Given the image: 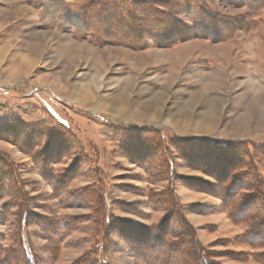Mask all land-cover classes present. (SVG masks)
<instances>
[{
    "label": "rangeland",
    "instance_id": "374dc122",
    "mask_svg": "<svg viewBox=\"0 0 264 264\" xmlns=\"http://www.w3.org/2000/svg\"><path fill=\"white\" fill-rule=\"evenodd\" d=\"M263 156L264 0H0V261L260 264Z\"/></svg>",
    "mask_w": 264,
    "mask_h": 264
},
{
    "label": "trees",
    "instance_id": "16d2710c",
    "mask_svg": "<svg viewBox=\"0 0 264 264\" xmlns=\"http://www.w3.org/2000/svg\"><path fill=\"white\" fill-rule=\"evenodd\" d=\"M199 9L202 10V8H199ZM126 14H130L131 16H133V14H134L133 9L131 8V10L127 11ZM144 14L147 15V20L146 21H142V23L140 25H136V24H134L132 22H125L122 25H120V27L122 26L121 29H124V31L122 30V33H121L122 35L119 34L122 37V39L123 38L127 39V38H130V37L132 39H135V38H137V36H139L137 42H138L139 45L142 46V45L145 44V41H146L147 37H153L155 41H159L158 38H160V40L162 41V37L168 36L166 38V42L165 43L170 44L171 41H174L176 39L177 35L181 36V38H182V35H183V39L186 36H189V33H190L189 29H186L185 26H183L182 24L178 23V21H176V19L173 16H171L170 14H168L166 12L146 9V12H144ZM163 21H166V25L167 26H163L164 25ZM119 24L120 23H117V24L114 23L113 27L114 28L115 27H119ZM154 25L160 26L161 28L160 27H159V29L152 28V26H154ZM196 29L198 30L199 28L197 27ZM181 31H184V33L181 32ZM178 32H180V33H178ZM181 33H183V34H181ZM140 34H141V37H140ZM113 35H114V33H113ZM115 35H117V34H115ZM238 145L239 146H233V148L243 147V151H244V146H243L244 144H238ZM250 146H248V147H250ZM221 147H222V150L223 149H228V148H223L225 146H221ZM240 155H241V158L238 161L239 167L245 166V164H244V160L245 159L244 158H247L246 160L248 161V167H249L250 171L252 173H255L252 176V178L249 179V180H252V182H253V179L256 176L257 172H258L257 169H258L259 165L257 164L256 160L259 159V154L257 153L256 149H255L254 152H251L246 147L245 152H241ZM253 164H254V166H252ZM245 168H246V166H245ZM246 173H248V172H243L242 175H240L242 177L239 178L240 177L239 176L238 180L239 181L243 180L245 178L244 175ZM220 182H222V180H220ZM254 186H256V182L254 183ZM250 201L252 203H254L256 201V199L252 197V198H250ZM252 203L245 204L243 206V207L247 206V208L235 209L234 213L237 214V215L236 216L233 215V217L234 218L241 217L242 215L245 214V217H247V219L254 220L257 224L253 226L252 231H251L250 234H252L251 238H255L257 240H254L255 244H253V246L254 247L264 246V236H263L264 235L263 234L264 233V205H259L253 211V210H249L248 209L249 207H251L253 205ZM23 248H24V251H23L24 256H21V258H18V259L15 257L16 258L15 259V263L11 262L14 259L11 258V256L9 257V254H8L7 256L9 258L8 257L7 258L9 260H7V261H3L2 260V261H0V264H35L34 256L30 253V251H28V244L24 243L23 244ZM9 252H10L11 255H13V251L12 250H9ZM198 255H200V254L198 253ZM157 256H158V254H155L154 258L157 259ZM21 260H23V262ZM258 261H259L260 264H264V253L258 254ZM151 263L155 264L154 262H151ZM200 264H209V263H208V261L205 258H201Z\"/></svg>",
    "mask_w": 264,
    "mask_h": 264
},
{
    "label": "bare ground",
    "instance_id": "6f19581e",
    "mask_svg": "<svg viewBox=\"0 0 264 264\" xmlns=\"http://www.w3.org/2000/svg\"><path fill=\"white\" fill-rule=\"evenodd\" d=\"M11 71L13 72V70H12V69H11ZM13 73H14V72H13ZM13 76H14V74H13V75H11V74H10V78H12Z\"/></svg>",
    "mask_w": 264,
    "mask_h": 264
}]
</instances>
